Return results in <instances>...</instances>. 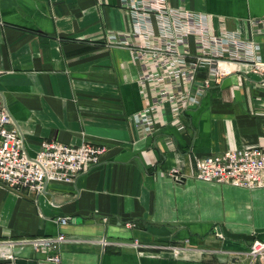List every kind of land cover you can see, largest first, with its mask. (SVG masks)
Instances as JSON below:
<instances>
[{"label":"crops","instance_id":"crops-1","mask_svg":"<svg viewBox=\"0 0 264 264\" xmlns=\"http://www.w3.org/2000/svg\"><path fill=\"white\" fill-rule=\"evenodd\" d=\"M126 1L0 0V106L25 153L35 158L44 141L106 149L72 184L40 194L0 186V257L50 255L5 243L64 234L60 264H259L247 251L264 239V188L201 181L196 160L264 146L263 78L227 56L220 79L198 73V104L144 136L133 121L147 102L131 46L149 40ZM166 2L209 16L215 33H240L264 61V0Z\"/></svg>","mask_w":264,"mask_h":264},{"label":"built area","instance_id":"built-area-1","mask_svg":"<svg viewBox=\"0 0 264 264\" xmlns=\"http://www.w3.org/2000/svg\"><path fill=\"white\" fill-rule=\"evenodd\" d=\"M130 1L125 4L135 10L133 13L141 11L137 16L141 21H135L136 32L149 40L131 46L141 67L138 76L140 93L147 102V106L134 115L133 121L144 136L151 135L160 122H165L166 114L170 113L177 120L189 107L198 104V73L206 71L210 79H220L226 74L225 65L231 62L227 56L235 55L237 63L244 69L246 67L261 76V87L264 88V61L256 55L253 42L244 40L240 33H215L211 31L209 16L174 8L166 0ZM149 13L157 17V34H154ZM252 24L258 23L252 21ZM116 37L109 38L110 42L131 45ZM191 39L195 40V52H191ZM205 85L209 86V80ZM105 151L104 147L91 143L72 146L44 141L36 157L31 159L24 151V138L14 126L9 111L0 106V186L10 192L29 190L40 194L50 182L72 184L81 174L97 166ZM196 167V178L201 181L247 189L264 188L263 145L197 158ZM176 174L174 170L170 176L181 181ZM68 220L62 218L60 221L65 225ZM67 242L66 235L60 234L56 237H28L5 245L9 248L31 247L36 252L50 253L47 260L60 264L58 253ZM102 244L107 246L110 243L102 241ZM247 255L264 264V239H255ZM14 259L10 253H3L0 257L2 261Z\"/></svg>","mask_w":264,"mask_h":264},{"label":"water","instance_id":"water-1","mask_svg":"<svg viewBox=\"0 0 264 264\" xmlns=\"http://www.w3.org/2000/svg\"><path fill=\"white\" fill-rule=\"evenodd\" d=\"M0 264H54L47 260V256L25 255L16 256L14 260L3 261Z\"/></svg>","mask_w":264,"mask_h":264}]
</instances>
